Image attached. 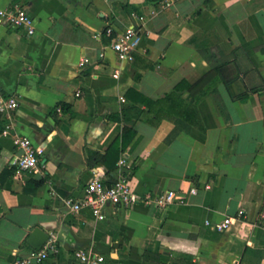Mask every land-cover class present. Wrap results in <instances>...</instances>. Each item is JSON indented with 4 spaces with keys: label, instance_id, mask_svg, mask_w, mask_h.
Returning a JSON list of instances; mask_svg holds the SVG:
<instances>
[{
    "label": "crops",
    "instance_id": "crops-1",
    "mask_svg": "<svg viewBox=\"0 0 264 264\" xmlns=\"http://www.w3.org/2000/svg\"><path fill=\"white\" fill-rule=\"evenodd\" d=\"M14 6L35 30L0 17V84L19 103L10 133L44 152L35 170L17 173L18 149L1 134L0 114V264L33 249L26 239L35 227L57 249L40 264H72L77 249L102 254L104 264H151L144 251L163 264H264V0H0V10ZM131 24L141 41L121 61L104 29ZM213 65L194 97L203 129L188 128L167 102L151 103L162 109L158 118L147 112L144 98L193 84ZM180 99L192 96L185 89ZM124 110L136 135L113 178L126 175L140 194L172 189L184 202L107 205L103 220L69 212L64 198L81 197L95 176L104 180L106 167L86 156L120 135L114 117ZM225 217L232 223L215 230Z\"/></svg>",
    "mask_w": 264,
    "mask_h": 264
},
{
    "label": "built area",
    "instance_id": "built-area-1",
    "mask_svg": "<svg viewBox=\"0 0 264 264\" xmlns=\"http://www.w3.org/2000/svg\"><path fill=\"white\" fill-rule=\"evenodd\" d=\"M165 1L164 4H167ZM0 17L9 27L23 28L27 34L34 33V19L23 7L14 6L9 10H0ZM104 34L112 39L111 47L117 53L121 61H131L133 52L139 46L141 35L136 25L131 24L119 33L113 34V29L107 26ZM85 60H82L83 63ZM119 70H115L114 77H117ZM18 101L13 95H4L0 84V114L5 117L4 128L1 134L9 136L12 144L18 149L13 164L17 173H29L37 168L39 157L43 154L44 149L40 146L33 145L32 141L20 134H11L13 111L18 107ZM124 159L121 158L117 166H121ZM205 188H209L208 185ZM196 188L191 187L187 194H195ZM184 197L168 189L157 195L149 193L140 194L136 192L130 185L126 175H121L115 182L108 186L105 181L95 176L85 186L84 193L79 198L66 197L63 199V206L72 213H78L82 210L88 211L95 220H103L105 218V207L113 205L115 207H130L137 203L145 205H153L165 208L174 203L184 202ZM232 223V218L225 217L221 221L214 224L217 231H224ZM264 225V222H263ZM57 249L53 242H46L40 249H32L23 256L14 261V264H40L51 255L55 254ZM74 262L72 264H104V256L100 253L77 249L74 251Z\"/></svg>",
    "mask_w": 264,
    "mask_h": 264
},
{
    "label": "trees",
    "instance_id": "trees-1",
    "mask_svg": "<svg viewBox=\"0 0 264 264\" xmlns=\"http://www.w3.org/2000/svg\"><path fill=\"white\" fill-rule=\"evenodd\" d=\"M201 54H204V52H202ZM203 56L207 60V62L209 63L211 62L210 57H207L205 54ZM219 67L220 65L218 66L213 65L212 71L203 75L199 80H197L193 84H189L185 80H181L172 88V90L169 93H166L164 97L158 99L157 101H152L148 98H144L143 103H145V105L147 106V112L152 113L155 116L154 118H158L162 109L152 108L151 103L153 105H159L162 102H167L168 110L170 109L169 112L174 113V115L180 121H184L188 128L196 127V128L203 129L202 126H200V124L196 120L197 110L194 105V100H195L194 97L199 92L204 93L203 88L209 84L210 80H212L211 77L214 75L213 70L215 69L217 70ZM185 89L192 96V99L189 100L188 102H185L182 99H180V93ZM130 91H134V90L130 89ZM247 95L248 93L244 94V99H246ZM141 115H142V111H138L137 114H135L134 118L137 119L141 117ZM114 119L123 123L120 135H118L117 137L113 139V141L110 143V145L107 147V149L103 153H100L97 151H88L87 156H86L89 164L92 165L96 163H102L106 167L104 180H105L106 185L108 186L112 185L116 180L113 178L112 172H114L117 168L116 164L120 157V154L131 144L132 140L134 139L136 135V132L133 129V120L127 117V111L124 110L121 116H115ZM40 183L41 181L35 182L36 185H39ZM245 251H247V248L245 249ZM262 257H264L263 251L260 252L259 259ZM142 259L145 262H148L151 264H163L159 260V253H152V252L144 251L142 253Z\"/></svg>",
    "mask_w": 264,
    "mask_h": 264
},
{
    "label": "water",
    "instance_id": "water-1",
    "mask_svg": "<svg viewBox=\"0 0 264 264\" xmlns=\"http://www.w3.org/2000/svg\"><path fill=\"white\" fill-rule=\"evenodd\" d=\"M49 234L35 227L28 235L26 241L33 249H40L48 240Z\"/></svg>",
    "mask_w": 264,
    "mask_h": 264
}]
</instances>
